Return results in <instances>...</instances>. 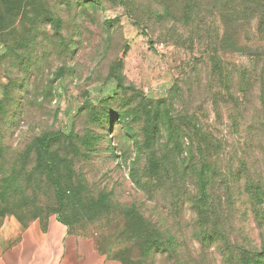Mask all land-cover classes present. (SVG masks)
Returning a JSON list of instances; mask_svg holds the SVG:
<instances>
[{
	"label": "rangeland",
	"instance_id": "1",
	"mask_svg": "<svg viewBox=\"0 0 264 264\" xmlns=\"http://www.w3.org/2000/svg\"><path fill=\"white\" fill-rule=\"evenodd\" d=\"M172 3L170 16H164L162 0H110L101 10H88L80 37L68 34L75 46L63 77L58 72L62 67L58 51L48 45L55 40L49 26L44 27L51 38L31 57L37 54L49 61L37 70L32 84L19 88L16 96L23 100H15L12 111L15 131L3 140L13 160L43 133L58 131L64 136L62 155L70 150L77 155L65 177L80 184L66 193L63 203L53 205L56 212L35 221L46 228L56 219L67 236L80 244L91 242L102 264H121L114 257L118 239L111 246L109 240L120 231V218L111 221L114 211L134 204L146 211L143 193L128 176L122 144L124 148L129 144L119 137L121 125L115 117L120 102L187 117L207 135L224 141L230 157L246 153L243 143L248 133L264 141V0ZM30 18L21 15L16 32L7 33L5 41L21 37L22 23ZM105 21L113 22V28L107 30ZM116 60L121 63L119 74L105 81ZM5 74L0 63V99L8 84ZM137 113L140 120L148 118L141 110ZM180 133L188 136L187 131ZM8 168L0 161V172ZM13 201L5 197L0 225L14 219L24 226L19 220L25 223L28 216L14 211ZM108 203L110 212L102 215Z\"/></svg>",
	"mask_w": 264,
	"mask_h": 264
},
{
	"label": "trees",
	"instance_id": "2",
	"mask_svg": "<svg viewBox=\"0 0 264 264\" xmlns=\"http://www.w3.org/2000/svg\"><path fill=\"white\" fill-rule=\"evenodd\" d=\"M108 1L0 0V63L8 82L0 99V161L9 166L0 172V207L7 205L6 196L14 199L13 210L28 216L25 223L19 220L24 226L56 212L53 205L63 203L66 193L80 182L65 177L77 155L73 150L62 155L64 136L58 131L33 138L10 159L3 140L15 131L12 111L15 100H23L16 95L49 61L37 54L31 57L51 38L44 27L49 26L55 40L48 45L58 51L62 64L58 72L63 77L75 46L68 34L79 38L88 10H101ZM172 4L162 0L164 16H170ZM21 15L31 17L22 23V36L6 42L5 35L16 32ZM104 26L109 30L114 23L105 21ZM120 66L114 61L105 81L117 76ZM119 107L115 117L121 125L119 137L129 144L125 148L122 144L128 176L143 193L146 211L136 204L113 209L118 216L111 221L120 218V231L109 239L110 246L116 239L120 245L114 257L121 264H264V141L248 133L243 143L246 153L234 158L225 153L224 141L207 135L187 117H172L164 108L134 109L127 101ZM139 110L148 117L145 121L137 115ZM109 208L110 203L102 215L106 211L108 215Z\"/></svg>",
	"mask_w": 264,
	"mask_h": 264
},
{
	"label": "crops",
	"instance_id": "3",
	"mask_svg": "<svg viewBox=\"0 0 264 264\" xmlns=\"http://www.w3.org/2000/svg\"><path fill=\"white\" fill-rule=\"evenodd\" d=\"M102 261L91 242L80 244L67 236L56 219L46 228L38 221L21 226L14 219L0 225V264H102Z\"/></svg>",
	"mask_w": 264,
	"mask_h": 264
}]
</instances>
